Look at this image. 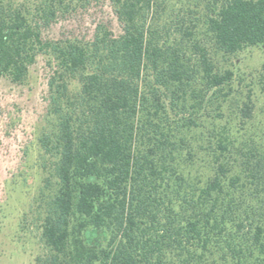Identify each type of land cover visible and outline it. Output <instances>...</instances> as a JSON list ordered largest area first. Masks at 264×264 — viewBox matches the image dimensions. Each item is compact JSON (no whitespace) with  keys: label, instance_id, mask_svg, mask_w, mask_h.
Masks as SVG:
<instances>
[{"label":"trees","instance_id":"obj_1","mask_svg":"<svg viewBox=\"0 0 264 264\" xmlns=\"http://www.w3.org/2000/svg\"><path fill=\"white\" fill-rule=\"evenodd\" d=\"M93 0L0 1V78L42 53L64 70L46 264H264V105L236 61L264 47V0H211L203 22L160 25L168 0H108L89 40L54 41ZM65 77L79 81L72 100ZM244 85V86H242Z\"/></svg>","mask_w":264,"mask_h":264},{"label":"rangeland","instance_id":"obj_2","mask_svg":"<svg viewBox=\"0 0 264 264\" xmlns=\"http://www.w3.org/2000/svg\"><path fill=\"white\" fill-rule=\"evenodd\" d=\"M3 1L34 13L36 0ZM209 2L168 0L160 25L173 31L177 19H184L187 25L197 22L203 30ZM107 20L113 21L114 32L119 33L108 0H93L86 8L58 15L45 36L54 41L89 40L97 24ZM236 69L246 83L263 80L264 89V47L244 52ZM63 75L58 59L47 52L38 56L23 83L0 78V264H46L49 251L42 227L57 190V157L46 152L42 139L57 133L59 111L66 112L71 105L58 94ZM65 78L73 100L79 81ZM253 100L258 108L264 105V90L258 88Z\"/></svg>","mask_w":264,"mask_h":264}]
</instances>
